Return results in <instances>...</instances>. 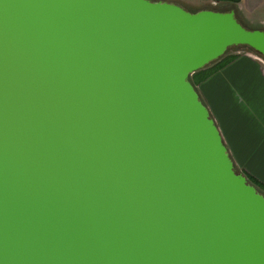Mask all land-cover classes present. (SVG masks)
I'll use <instances>...</instances> for the list:
<instances>
[{
  "label": "water",
  "instance_id": "water-1",
  "mask_svg": "<svg viewBox=\"0 0 264 264\" xmlns=\"http://www.w3.org/2000/svg\"><path fill=\"white\" fill-rule=\"evenodd\" d=\"M264 57L234 10L0 0V264H264V192L192 74Z\"/></svg>",
  "mask_w": 264,
  "mask_h": 264
},
{
  "label": "rangeland",
  "instance_id": "rangeland-1",
  "mask_svg": "<svg viewBox=\"0 0 264 264\" xmlns=\"http://www.w3.org/2000/svg\"><path fill=\"white\" fill-rule=\"evenodd\" d=\"M178 2L193 12L205 8L229 10L211 0H180ZM242 20L246 23L244 18ZM228 66L236 67L237 71L233 78L229 76L226 69ZM246 74H253L260 78L259 82L255 83V88L257 87L263 95L260 98H253L257 97L253 96L250 103L245 100V94H242L245 92L244 86L239 81ZM191 80L197 86L201 99L216 119L236 169L248 174L250 181L255 184L254 181L257 179L254 177V167L257 173L261 171H259L261 167L260 164L255 165L253 159H256L259 153L253 152L251 145L247 143L248 140L244 139L246 129L239 124L236 118L239 112L243 117L244 112L250 110V116L255 118L261 116L264 119V57L250 47L235 46L228 49L219 60L192 74ZM254 89L251 91L254 92ZM252 95H255V92ZM240 127L243 129L242 132H240ZM258 188L264 192V185Z\"/></svg>",
  "mask_w": 264,
  "mask_h": 264
},
{
  "label": "crops",
  "instance_id": "crops-1",
  "mask_svg": "<svg viewBox=\"0 0 264 264\" xmlns=\"http://www.w3.org/2000/svg\"><path fill=\"white\" fill-rule=\"evenodd\" d=\"M167 1L179 3L178 1L180 0H167ZM211 1H213V3L215 4H221L224 7H227V9L229 10H234L239 20L245 26L264 30V0H211ZM242 18L246 20V23L242 20ZM226 69L229 72V76L233 78L237 71L236 67L228 66ZM242 78L243 79H240L239 81L240 84L244 86L245 92H242V94H245L244 98L245 100H247V102L250 103L253 96H257L253 98H260V96H263L262 92L257 90V87L255 88V83L256 82L258 83L260 80L258 76H254L253 74L250 75L246 74ZM252 89L255 90L254 91L255 95H252L254 93L253 91H251ZM251 116H250V110L249 111L246 110V112H244L243 114V117L240 116V112H239L238 117L236 119L237 121H239V124L241 126H244L246 131L248 132L247 133L245 131L244 136L246 138L244 139L246 141L248 140L247 143L251 145L253 152L255 151L259 153V155L256 154L258 155L257 158L253 159L255 165L260 164L261 167V169L258 168L259 171L261 170L258 173L255 171V167H254V174H255L254 177H256L257 179V181H254V183L257 187H259L260 185H264V119H262L261 116L258 118ZM241 122H243V124ZM242 130L243 129H241L240 127V132H242ZM246 175L247 177H249L248 174Z\"/></svg>",
  "mask_w": 264,
  "mask_h": 264
}]
</instances>
